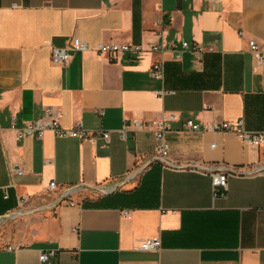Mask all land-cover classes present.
<instances>
[{"label": "crops", "instance_id": "crops-1", "mask_svg": "<svg viewBox=\"0 0 264 264\" xmlns=\"http://www.w3.org/2000/svg\"><path fill=\"white\" fill-rule=\"evenodd\" d=\"M162 33L203 55L153 53ZM73 38L144 51L134 62L72 51L68 65L53 63L52 47ZM250 39L264 43V0H0V222L28 199L27 221L0 238V264H264V142L184 127L243 119L248 131L264 133V63ZM158 59L164 82L150 73ZM50 107L63 128L111 131L110 142L51 130L17 138L16 128L46 119ZM170 113L178 117L166 136L175 166L155 159L152 130L133 131L134 121ZM222 164L237 174L215 197L206 167ZM44 211L52 216L33 217ZM154 238L159 250L141 249ZM49 250L58 255L41 263Z\"/></svg>", "mask_w": 264, "mask_h": 264}, {"label": "built area", "instance_id": "built-area-1", "mask_svg": "<svg viewBox=\"0 0 264 264\" xmlns=\"http://www.w3.org/2000/svg\"><path fill=\"white\" fill-rule=\"evenodd\" d=\"M208 2L214 3L218 0H207ZM241 36L245 35L244 31H240ZM177 41L171 40L166 42L163 33L160 35V41L152 46L151 51L157 54H163L167 51H174L178 59L182 58L184 52L188 49L198 52L201 56L204 50L199 45H191L189 42L184 41L181 43V49L177 48ZM250 52L254 55L257 63H264V43H260L256 39L249 40ZM72 51L81 52L82 54L88 52H95L101 59L118 62L121 60L122 56L128 54L131 60L136 61L138 55L144 51L143 47L136 44H119V43H104L100 42L95 47H91L89 43L80 39L73 38L66 47H52V61L55 64L66 66L70 63L72 58ZM151 76L164 82L166 74V62L164 59H158L154 62L151 69ZM175 91H169L162 89L159 91V95L164 96L166 94H173ZM46 119H35L24 122L22 127L16 128L17 138L23 139L25 137H38L42 138L44 133L48 130L53 131L58 137H72L82 140H95L98 137L104 139L106 143L111 140V131L106 130H87L82 123H77L72 128H63L60 122V113L53 107L46 110ZM103 112L101 111V114ZM177 115L175 113H170L164 115L160 119L150 120V121H134L133 131L137 132L143 129H150L155 133L158 145L156 148L155 159L164 163L167 166H175L170 161V145L167 141V134L171 130L172 122L177 120ZM185 130L190 132H200L202 130H212L221 133H233L237 135L243 142L252 144L254 146H259L264 142L263 132H252L248 131L245 127V122L240 119L236 122H215L211 127L203 128L201 124L195 122L194 120H188L185 125ZM130 131L129 124H126L121 130V137L123 139H128ZM264 168V167H263ZM206 169L211 172L212 185L215 197L224 196L228 190V178L229 175L237 174V169L232 166L219 165L218 167H213L211 165L207 166ZM251 172V171H250ZM12 173L23 174V170L20 166L12 167ZM135 175L131 176L134 178ZM57 182H52L50 189H57ZM117 187H112L109 192H113ZM74 188L67 189L63 195L62 199H68L74 192ZM105 191V190H104ZM5 198H9L8 195ZM28 202V199L23 198L21 200L20 208L18 211L12 214L13 217H19L25 214L28 210H24V206ZM161 248V239L154 238L148 239L143 244L141 249L148 251H157ZM58 255L57 250L43 251L40 254V262L48 263L51 259Z\"/></svg>", "mask_w": 264, "mask_h": 264}, {"label": "rangeland", "instance_id": "rangeland-1", "mask_svg": "<svg viewBox=\"0 0 264 264\" xmlns=\"http://www.w3.org/2000/svg\"><path fill=\"white\" fill-rule=\"evenodd\" d=\"M52 216V213L49 211H44L41 213H38L34 215L33 217H43V218H48ZM28 217L27 216H21L18 218L10 217L7 218L6 221L0 222V238H5V236L8 234L9 231H11L13 234H16L17 232V226L19 224H23L27 221Z\"/></svg>", "mask_w": 264, "mask_h": 264}, {"label": "trees", "instance_id": "trees-1", "mask_svg": "<svg viewBox=\"0 0 264 264\" xmlns=\"http://www.w3.org/2000/svg\"><path fill=\"white\" fill-rule=\"evenodd\" d=\"M155 194V193H152V195ZM148 206L152 205V204H147Z\"/></svg>", "mask_w": 264, "mask_h": 264}, {"label": "water", "instance_id": "water-1", "mask_svg": "<svg viewBox=\"0 0 264 264\" xmlns=\"http://www.w3.org/2000/svg\"><path fill=\"white\" fill-rule=\"evenodd\" d=\"M109 193H112V192H109Z\"/></svg>", "mask_w": 264, "mask_h": 264}]
</instances>
